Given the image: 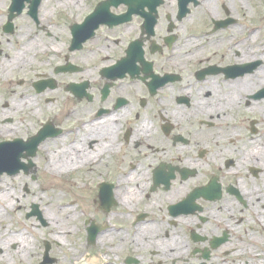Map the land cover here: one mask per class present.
I'll list each match as a JSON object with an SVG mask.
<instances>
[{"label": "flooded vegetation", "instance_id": "af4514ba", "mask_svg": "<svg viewBox=\"0 0 264 264\" xmlns=\"http://www.w3.org/2000/svg\"><path fill=\"white\" fill-rule=\"evenodd\" d=\"M77 258L264 264V0H0V264Z\"/></svg>", "mask_w": 264, "mask_h": 264}, {"label": "rangeland", "instance_id": "374dc122", "mask_svg": "<svg viewBox=\"0 0 264 264\" xmlns=\"http://www.w3.org/2000/svg\"><path fill=\"white\" fill-rule=\"evenodd\" d=\"M9 89L10 90H14L15 89V91L14 92H17V89H19V87L17 86V87H15L14 85H11L10 87H9ZM11 94H12V92H11ZM17 94V93H16ZM12 95H14V94H12ZM33 105H34V103L32 104V103H30V109H32L33 108ZM29 106V105H28ZM28 106H27V108H26V110L28 109ZM23 116H17V119L16 120H18L19 121V123L20 122H22V124L23 125H26V126H28L27 127V129H26V132H32L33 130H34V128H36V122H35V119L36 118H34L35 117V115H33L31 112H25V114H22ZM18 117H20V118H18ZM29 121H31L32 122V124H29ZM30 130V131H29ZM15 134H17V133H15ZM57 183H58V181H57V179H53L52 180V184L54 185L53 186V188H55L56 186H57ZM71 197H72V195H70ZM70 197V198H71ZM65 198H67V195L65 194V193H61L60 192V190H58V189H53L52 191H50V190H47V192L46 193H44V194H40L39 196H38V198H37V200H38V202H39V204H40V206H42L43 204H46V203H49V202H51L52 203V207L50 208L52 211H55L56 212V210H55V205H57V204H60V203H62V200H64ZM76 210V209H75ZM60 217L62 216L61 214L59 215ZM79 218H80V216H78V218L76 219H72L74 222H72V223H70L71 225H73V224H79ZM51 220H52V218H51ZM59 225H61V226H63L62 224H59ZM72 237H75L76 238V235L74 234L73 236H70L69 238H72ZM60 262H61V259L59 260ZM63 262V261H62ZM64 263V262H63ZM63 263H60V264H63ZM65 264H68V263H65Z\"/></svg>", "mask_w": 264, "mask_h": 264}, {"label": "water", "instance_id": "95a60500", "mask_svg": "<svg viewBox=\"0 0 264 264\" xmlns=\"http://www.w3.org/2000/svg\"><path fill=\"white\" fill-rule=\"evenodd\" d=\"M42 133H43V131L39 132L37 137L32 139V146H34L38 141H40V139L43 137Z\"/></svg>", "mask_w": 264, "mask_h": 264}, {"label": "bare ground", "instance_id": "6f19581e", "mask_svg": "<svg viewBox=\"0 0 264 264\" xmlns=\"http://www.w3.org/2000/svg\"><path fill=\"white\" fill-rule=\"evenodd\" d=\"M15 62H16V65L20 64V62H18V59H16ZM76 260H77V261H76ZM76 260H75V261H76L75 263H76V264H80V262L78 261L79 259L77 258ZM91 261H93V259H87L86 262H85V260H83L82 262H83L84 264H86L87 262H91Z\"/></svg>", "mask_w": 264, "mask_h": 264}]
</instances>
